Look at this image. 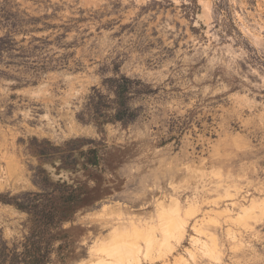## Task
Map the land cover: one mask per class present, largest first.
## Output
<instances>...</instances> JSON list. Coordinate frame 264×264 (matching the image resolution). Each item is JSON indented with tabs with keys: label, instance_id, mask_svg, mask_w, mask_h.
Returning <instances> with one entry per match:
<instances>
[{
	"label": "rangeland",
	"instance_id": "1",
	"mask_svg": "<svg viewBox=\"0 0 264 264\" xmlns=\"http://www.w3.org/2000/svg\"><path fill=\"white\" fill-rule=\"evenodd\" d=\"M7 32L0 239L28 233V214L2 199L38 190L44 168L82 192L69 258L52 264H128L123 237L144 264H264V0H0ZM123 74L149 84L130 100L138 118L82 122L92 88ZM92 144L88 168L78 153L76 169L39 154Z\"/></svg>",
	"mask_w": 264,
	"mask_h": 264
},
{
	"label": "trees",
	"instance_id": "2",
	"mask_svg": "<svg viewBox=\"0 0 264 264\" xmlns=\"http://www.w3.org/2000/svg\"><path fill=\"white\" fill-rule=\"evenodd\" d=\"M35 39L46 41L45 37ZM14 42L15 38L9 32L0 36V56L12 53L16 48ZM26 53L29 52H24V58L30 56ZM221 71L225 69L217 70ZM228 78L233 79L231 75H228ZM148 85L141 79H134L125 74L109 77L102 87L92 88L78 117L84 123H93L99 130L108 123L133 122L139 116V108L132 106L130 100L134 95L150 94ZM78 140L79 138L70 139L68 143ZM84 146L61 149L59 145L52 152L44 151L39 154L62 152L68 157H74L72 164L65 165V162L63 164L64 168L69 169H76L79 164L75 153L86 158L83 163L85 168L99 165L98 146L92 144L86 150ZM41 169L44 176L42 181H38V190L24 191L11 196L5 194V198L2 199L28 214V233L21 240L14 241L12 245L0 239V264H52L54 254L63 260L69 258V232L64 224L73 218L81 206L82 192L77 184L63 179L54 181L46 169Z\"/></svg>",
	"mask_w": 264,
	"mask_h": 264
},
{
	"label": "bare ground",
	"instance_id": "3",
	"mask_svg": "<svg viewBox=\"0 0 264 264\" xmlns=\"http://www.w3.org/2000/svg\"><path fill=\"white\" fill-rule=\"evenodd\" d=\"M174 226H175V225H174ZM137 236H138V235H137ZM157 238H158V237H157ZM166 238H167V237H165L163 241L160 240L161 243H162V242L164 243V245L167 244V243L169 242V240L166 241V243L164 242L165 240H167ZM126 239H128V238H127V237H126L125 239H124V237L122 238V242H124V243H122L121 247H119L118 249L123 250V251H124V252H123L124 254L126 253V254H128L129 256H130V255L132 256V254H133V253H132V252H133V248H131L132 246H131L130 244H129L130 246H128V245L126 246V244L129 243L128 241H126ZM195 239H196V238H195ZM128 240H129V239H128ZM157 240H158V239H156V241H157ZM148 241H150V240H148ZM148 241H147V242H148ZM151 241H153V240H151ZM160 241H159V242H160ZM157 242H158V241H157ZM157 242H156V243H157ZM153 243L155 244V242H154V241L152 242V246H153ZM161 243H160V244L158 243V244H159V245H162ZM120 244H121V240H120ZM124 244H125V245H124ZM137 244L139 245V243H137ZM206 244H207V243H206ZM138 245H136V246H138ZM164 245H162V246L164 247ZM167 245H168V244H167ZM117 246H118V245H117ZM134 246H135V244H134ZM136 246H135V247H136ZM149 246H150V244H149ZM156 246H157V245H156ZM156 246H155V247H156ZM162 246H161V248H162ZM165 246H166V245H165ZM169 246H172V245H169ZM139 247H140V246H139ZM139 247H138V248H139ZM150 247H151V246H150ZM158 247H159V246H158ZM166 247H167V246H166ZM148 248H149V247H148ZM168 248H169V247H168ZM118 249H113V250L117 252ZM136 249H137V248H136ZM157 249H158V248H157ZM205 249H206V248H205ZM146 250H147V249H146ZM150 250H151V249H150ZM165 250H166V248H165ZM111 251H112V250H111ZM114 251H113V252H114ZM147 251H149V250H147ZM168 251H169V250H168ZM135 252H138V251L136 250ZM150 252H151V251H150ZM163 252H164V250H163ZM163 252L157 250V253H156V254H151V255H150L149 257H147V258H148V259H153V260H159V259L165 258V256H166V253H165V252H166V251H165L164 253H163ZM105 253H107V252H105ZM121 253H122V252H121ZM121 253H120V254H121ZM123 253H122L121 255H119L120 258H123V257L125 258V255H126V254L124 255ZM110 254H111V253H110ZM146 254H147V253H144V255H146ZM117 255H118V253H117ZM147 255H148V254H147ZM109 256H110V255H109ZM109 256H108L107 258H106V257H105V258L103 257L104 259H102V260L100 259L101 261H99L98 264H116V263H115V262H116L115 260H116L117 258H116V257H114V258H116V259H114V258H109ZM111 256H113V255H111ZM115 256H116V254H115ZM131 256H130V257H131ZM127 257H128V256H127ZM127 257H126V259H127ZM130 257H128V260L125 259L124 261H127L128 264H144L142 260L138 259V257H137L138 260L134 258L135 261H132L133 258L131 259ZM118 259H119V258H118ZM118 259H117V260H118ZM119 260H120V259H119ZM136 260H137V261H136ZM93 262H94V261H93Z\"/></svg>",
	"mask_w": 264,
	"mask_h": 264
}]
</instances>
